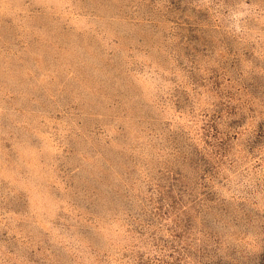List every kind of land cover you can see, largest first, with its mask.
<instances>
[{
  "label": "rangeland",
  "instance_id": "1",
  "mask_svg": "<svg viewBox=\"0 0 264 264\" xmlns=\"http://www.w3.org/2000/svg\"><path fill=\"white\" fill-rule=\"evenodd\" d=\"M0 264H264V0H0Z\"/></svg>",
  "mask_w": 264,
  "mask_h": 264
}]
</instances>
